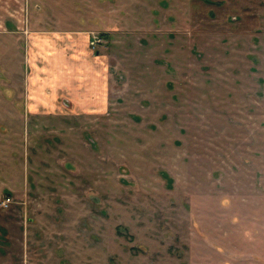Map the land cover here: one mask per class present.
<instances>
[{
  "label": "rangeland",
  "instance_id": "1",
  "mask_svg": "<svg viewBox=\"0 0 264 264\" xmlns=\"http://www.w3.org/2000/svg\"><path fill=\"white\" fill-rule=\"evenodd\" d=\"M0 264H264V0H0Z\"/></svg>",
  "mask_w": 264,
  "mask_h": 264
},
{
  "label": "crops",
  "instance_id": "2",
  "mask_svg": "<svg viewBox=\"0 0 264 264\" xmlns=\"http://www.w3.org/2000/svg\"><path fill=\"white\" fill-rule=\"evenodd\" d=\"M53 32V34H56L55 38L58 39H54V40H50V38H47V42H51L50 44H45L43 43L39 48H43L40 49L48 58H52V55L57 57L60 56V58H62V53H63V49L70 51H76L77 53L75 54H68L67 58L70 59H66L65 64L63 68L68 69L69 70H74L76 74H78V76L83 75L86 73V69H85V64L87 62H83V57L80 58L81 54H84L85 56H87V59L90 58V53H88L87 50V41H85V39H83L84 37L79 36L77 33L78 32ZM58 49V50H57ZM61 51V53L59 54V52ZM40 52V51H39ZM41 53V52H40ZM43 53H41L42 56H34L33 58L28 59V61H31V64H34L35 68H38V62L40 60V58H44L43 57ZM57 53V54H56ZM62 56V57H61ZM86 59V61H88ZM44 61V59H41ZM89 63V61H88ZM59 64L58 63H51L50 65L46 66L48 67L47 69L44 70V72L46 71L47 73H52L53 71L55 72L58 68ZM90 66V65H89ZM42 68V67H41ZM45 72V73H46ZM40 76V75H39ZM60 76H55V79H57V81L59 80ZM80 81H76V80H72L70 82L72 88V99L76 100L77 98L80 99V92H81V88L83 87L82 84L79 83ZM87 85L90 84L86 82ZM95 85V83H93ZM75 93H77V95H79L78 97L75 96ZM82 94V93H81ZM84 94V93H83ZM82 98L85 97V95H81ZM89 96H91V94L89 93L86 97L88 98ZM91 107H94V104L90 103V101L88 102V104L86 106H84V108L90 109Z\"/></svg>",
  "mask_w": 264,
  "mask_h": 264
},
{
  "label": "built area",
  "instance_id": "3",
  "mask_svg": "<svg viewBox=\"0 0 264 264\" xmlns=\"http://www.w3.org/2000/svg\"><path fill=\"white\" fill-rule=\"evenodd\" d=\"M102 43V38L99 37L98 35H93L92 36V45L95 46V45H98V44H101Z\"/></svg>",
  "mask_w": 264,
  "mask_h": 264
}]
</instances>
